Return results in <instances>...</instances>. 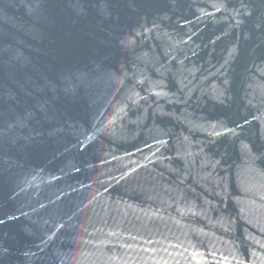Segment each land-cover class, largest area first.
<instances>
[{
    "label": "water",
    "instance_id": "water-1",
    "mask_svg": "<svg viewBox=\"0 0 264 264\" xmlns=\"http://www.w3.org/2000/svg\"><path fill=\"white\" fill-rule=\"evenodd\" d=\"M0 264H264V0H0Z\"/></svg>",
    "mask_w": 264,
    "mask_h": 264
}]
</instances>
